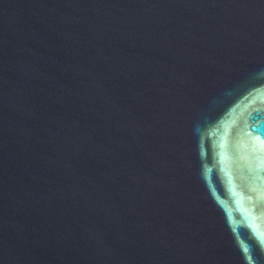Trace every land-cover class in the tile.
<instances>
[{
  "label": "water",
  "instance_id": "95a60500",
  "mask_svg": "<svg viewBox=\"0 0 264 264\" xmlns=\"http://www.w3.org/2000/svg\"><path fill=\"white\" fill-rule=\"evenodd\" d=\"M0 264H264V0H0Z\"/></svg>",
  "mask_w": 264,
  "mask_h": 264
}]
</instances>
